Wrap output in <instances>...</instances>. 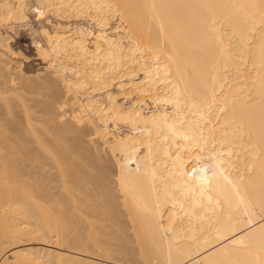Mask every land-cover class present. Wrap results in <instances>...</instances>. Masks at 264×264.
<instances>
[{
    "label": "bare ground",
    "instance_id": "1",
    "mask_svg": "<svg viewBox=\"0 0 264 264\" xmlns=\"http://www.w3.org/2000/svg\"><path fill=\"white\" fill-rule=\"evenodd\" d=\"M35 1L0 23L96 31L46 27L21 89L0 34V264H264V0Z\"/></svg>",
    "mask_w": 264,
    "mask_h": 264
},
{
    "label": "rangeland",
    "instance_id": "2",
    "mask_svg": "<svg viewBox=\"0 0 264 264\" xmlns=\"http://www.w3.org/2000/svg\"><path fill=\"white\" fill-rule=\"evenodd\" d=\"M28 2L31 4V5H33L34 7L36 6H38V4H36V1L35 0H28ZM35 3V4H34ZM30 5V6H31ZM33 6L32 7H29L28 8V15H29V17L31 18L30 19V24L29 23H20V25H19V22L18 23H15V22H12L11 24H7L6 22H4L3 24H5V25H3L2 23H0V34H5L4 36H7L8 37V39H7V44H9L10 46H8V50H7V52H6V56H5V65L6 66H8V68H10L9 70H11V74L12 73H14L15 75H14V79H17V80H14L15 81V83L17 84L18 82V84H17V86L18 87H20V88H18L17 87V89H21V88H23V85L26 83L25 81H29L30 79V81H36V82H39V79H45L46 77L45 76H50V77H54L55 75H54V73H53V69H52V67H49L50 65H49V59L48 58H46V55H44L45 53H43V52H41V54H40V51H38L37 49H38V46H37V42L36 41H38V42H40L41 43V41H42V43H44V41H43V35H42V32H43V30L47 27L50 31H52V29L54 28V27H56V26H59L60 24H64V22H67L68 24L67 25H69L70 27L72 26V27H74V26H77V28L78 27H81V28H84V29H86V30H88V31H90L91 32V34H90V36H89V38H90V41L92 40V35L93 34H95V31H96V27L95 26H93V24H89V21L87 20V18H84V17H80V18H77V17H67V18H56V17H51L50 19H49V21H43L42 22V19H38L37 20V15L35 16L33 13H32V9L34 10V8H33ZM37 13V12H36ZM32 14V15H31ZM35 17H34V16ZM35 19V20H34ZM66 19V20H65ZM37 20V21H36ZM42 22V23H41ZM44 22H45V24H44ZM79 23V24H78ZM22 24V25H21ZM43 25V26H41V25ZM2 26V27H1ZM8 27V28H7ZM13 27V28H12ZM92 27V28H91ZM95 27V28H94ZM11 28V29H10ZM43 28V29H42ZM34 38V39H33ZM14 42V43H13ZM11 49V50H10ZM10 50V51H9ZM15 51V52H14ZM18 51V52H17ZM9 53V54H8ZM12 55V56H11ZM16 55V56H15ZM44 55V56H43ZM11 57V58H9V57ZM8 57V58H7ZM36 57V58H35ZM27 58V59H26ZM17 59V60H16ZM43 59V60H42ZM48 59V60H47ZM13 60V61H12ZM45 61V62H44ZM12 62V63H11ZM14 63V64H13ZM11 65V66H10ZM23 65H24V67H23ZM45 68V69H44ZM15 69L17 70V71H15ZM12 70H13V72H12ZM19 70V71H18ZM17 72V73H16ZM48 72V73H47ZM53 74H52V73ZM45 73H46V75H45ZM51 73V74H50ZM142 72H138V76L136 75L135 76V80L136 81H139L140 79H139V75L141 74ZM43 74V75H42ZM13 75V74H12ZM22 75V76H21ZM40 75V76H39ZM54 75V76H53ZM26 77V78H25ZM41 77V78H40ZM42 77H44V78H42ZM29 78V79H28ZM39 78V79H38ZM23 80H24V82H23ZM21 82V83H20ZM23 83V84H22ZM57 83H60V82H57ZM60 88H61V91H63L62 92V94L63 95H65V93H64V91H65V88H64V86H62V84L60 83ZM62 88H64V90L62 89ZM113 89L114 90H116V87L114 88L113 87ZM22 90H24V91H26V94L24 95L23 94V92H22ZM22 90H19V93H18V90H16L15 91V93L14 94H17L18 93V95H24V96H26V95H28L29 93V97H27L28 99L30 98L31 99V97H34V95H36L35 93H33L34 95L33 96H30V95H32V92H28L27 90H25V89H22ZM14 91V90H13ZM8 92V91H7ZM6 92V94L7 95H12L11 93H10V91L7 93ZM116 92H117V90H116ZM28 93V94H27ZM13 94V95H14ZM119 94V92H117V95ZM122 93H120L119 94V96L121 97H119L118 96V98H120V99H122L123 97H124V94H122ZM67 95V94H66ZM133 96H134V98H136L137 97V95L135 94V93H133L132 94ZM26 97H23V99L24 100H26L27 98ZM40 99H42L41 97H39ZM63 98H65V97H63ZM29 99V100H30ZM124 99V98H123ZM122 99V100H123ZM63 100V99H62ZM29 102V101H28ZM67 103V102H66ZM65 103V104H66ZM69 104H70V101H69ZM69 104H67L64 108H70L69 107ZM58 106V105H57ZM66 109H64V111L63 110H58L57 111V113L58 112H60V113H64L65 111H66V116H68V117H63V116H65V115H62V117H61V115H59V117H61V118H59V120H61V119H65V120H69L70 119V111H69V113H68V109L66 110ZM33 111V112H32ZM35 111V112H34ZM31 112L33 113V124L35 123H37L36 124V126H35V128L36 127H39V128H37L39 131H41V127H42V124L40 123V122H38V121H35V119L36 118H40V117H42L43 116V113L41 114V111H36V110H31ZM39 116H37V115ZM68 114V115H67ZM23 115V114H22ZM35 115V116H34ZM34 117H36V118H34ZM25 119V118H24ZM41 119V118H40ZM21 120H23V119H21ZM25 120H23V122H21L20 123V130H21V133H22V135L24 136V138H25V135H28V134H26L27 133V128H28V126H26L27 124L24 122ZM63 121V120H62ZM40 123V124H39ZM23 125H24V127H23ZM23 130V131H22ZM25 132V133H24ZM31 143H33V142H31ZM30 143V145H35V144H31ZM37 146V145H36ZM53 170H55V169H53ZM57 170V169H56ZM55 170V171H56ZM54 172V171H53ZM58 172V171H57ZM56 175H59V174H56ZM55 177V176H54ZM58 178V177H57ZM57 182H59V184H60V180H57ZM58 184V183H57ZM59 184H58V186H59ZM53 185H55L56 186V184H55V182L53 183ZM61 186V185H60ZM59 186V187H60ZM55 189L56 190H59L58 188H56L55 187ZM60 189H61V187H60ZM62 190V189H61ZM60 190V191H61ZM54 191V190H53ZM57 192V191H56ZM66 244V243H65ZM68 244V243H67ZM23 245H24V247H31L32 248V250H34V251H36L37 252V255H38V253H39V255H42V256H44V258L43 259H41L40 261H41V264H46V263H44V261H47V256H46V254L48 253V250H50V249H52V250H57V251H59L58 250V248H55V247H53L52 246V244L50 245V244H48L46 241H35V240H32L31 242H25V243H23ZM68 245H70V244H68ZM33 251V252H34ZM55 251H53L52 252V254H54V252ZM60 251H63V252H66V254L68 253V251H65V250H60ZM35 253V252H34ZM69 253H71V252H69ZM56 254V253H55ZM65 254V253H64ZM35 256V255H34ZM46 256V257H45ZM54 256V255H53ZM52 256V257H53ZM82 257H87L88 258V261L89 262H87L88 264L89 263H94V264H127V260L125 259V261H124V259H123V261L122 262H120V260H122V258H119V260H113L112 258H111V260H108L107 261V259L106 258H104L103 256H101L100 257V255H98L96 258L95 257H93L92 255H90L89 257L88 256H82ZM99 257V258H98ZM101 258V259H100ZM11 259V258H10ZM53 260H54V258H52ZM89 259H91V260H89ZM55 261V260H54ZM56 262V261H55ZM55 262H54V264H55ZM129 264V263H128Z\"/></svg>",
    "mask_w": 264,
    "mask_h": 264
}]
</instances>
